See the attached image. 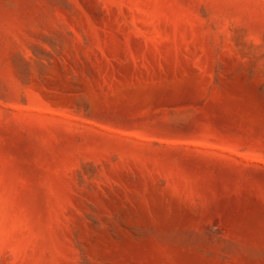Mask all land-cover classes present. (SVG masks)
<instances>
[{"label":"rangeland","instance_id":"1","mask_svg":"<svg viewBox=\"0 0 264 264\" xmlns=\"http://www.w3.org/2000/svg\"><path fill=\"white\" fill-rule=\"evenodd\" d=\"M0 264H264V0H0Z\"/></svg>","mask_w":264,"mask_h":264}]
</instances>
